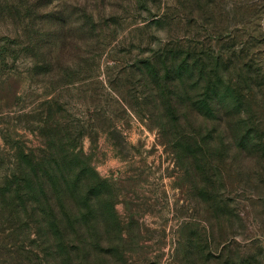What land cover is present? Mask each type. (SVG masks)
Returning <instances> with one entry per match:
<instances>
[{
  "label": "rangeland",
  "instance_id": "obj_1",
  "mask_svg": "<svg viewBox=\"0 0 264 264\" xmlns=\"http://www.w3.org/2000/svg\"><path fill=\"white\" fill-rule=\"evenodd\" d=\"M59 1L43 8L74 27L61 34L73 50L52 44L64 64L54 73L33 68L34 53L48 54L30 50L44 19L0 14V170L52 132L79 137L74 149L106 180L88 201L95 211L64 236L77 252L52 263L264 264V0ZM181 41L209 55L218 111L195 75L190 107L172 94L180 114L145 80L142 59ZM12 221L0 210V264H32L15 251L27 236Z\"/></svg>",
  "mask_w": 264,
  "mask_h": 264
},
{
  "label": "trees",
  "instance_id": "obj_2",
  "mask_svg": "<svg viewBox=\"0 0 264 264\" xmlns=\"http://www.w3.org/2000/svg\"><path fill=\"white\" fill-rule=\"evenodd\" d=\"M4 7H14L18 16L20 15L18 7H25L32 22L37 18L41 21L44 19V26L40 27L42 31L36 28L34 30V25L32 26V30L37 31V35L42 39H34V34L31 40L36 42L31 41L33 46L30 45V50L34 52L37 48L40 53L44 48H48V54L38 57L34 53L35 67L33 68L38 67L51 73L63 69L62 59L55 60L50 56L52 44L57 46V42L61 43L58 51L62 53L70 48V51L73 50L70 41L65 40L64 36L61 38V34L62 32L72 33L74 27L63 22L59 14L61 11L49 13L45 12L43 7H65L64 2L0 0V14H4ZM37 13H40L39 17H35ZM93 17L94 13H90L88 19L84 20L86 22ZM48 21L53 23L47 25ZM76 27L79 28V26ZM177 44L156 50L149 57L142 59L141 63L146 69L144 70L145 80L158 92V99L165 106H169L166 111L169 112L170 108L177 109L180 114L182 107L174 103L176 99L172 94L179 91L186 95L189 105V91L186 90V86H189L191 78L195 75L196 86L204 87L205 98L214 102V108L218 111L219 104H222L224 100L220 91L222 80L215 78V75L206 69L210 61L209 55L206 51L197 53L189 46L184 47L183 41ZM38 64L40 66H37ZM191 70L194 71L191 73ZM199 97H202V91ZM201 99L196 101L197 104L199 103V108L202 107ZM166 111L164 109V112ZM164 112L163 115H166ZM167 128L163 129L166 133L171 130L170 127ZM184 132L186 133L187 130ZM68 137L67 139L60 137L57 142L54 141L52 132L47 133L46 142L42 143L44 149L38 147L30 149L29 152L20 149L13 153L14 163H16L11 171L0 170L1 213L2 215L5 213L13 220L14 225H10L9 228L13 230L16 227L17 230L20 229L26 234L27 237L20 240L15 251L24 260L25 258L30 260L32 264H53L52 261L61 258V250L67 247L66 251L76 250L77 252L78 247L69 245L64 236L69 227L79 225L95 211L92 203L89 202L102 195L100 188L106 184V180L97 173L92 157L80 146L74 149L80 142L79 137L78 139L71 138L70 135ZM182 138L187 139V136L183 135ZM246 138L249 139V136ZM184 149L187 150V147L184 146ZM77 195L84 199L83 205L76 204ZM110 207L112 208L111 204ZM69 210L74 212L72 218ZM112 211H114L113 208ZM77 236L79 239L81 234L78 233Z\"/></svg>",
  "mask_w": 264,
  "mask_h": 264
}]
</instances>
